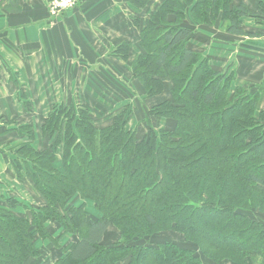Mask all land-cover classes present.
I'll return each instance as SVG.
<instances>
[{
    "label": "trees",
    "instance_id": "obj_1",
    "mask_svg": "<svg viewBox=\"0 0 264 264\" xmlns=\"http://www.w3.org/2000/svg\"><path fill=\"white\" fill-rule=\"evenodd\" d=\"M185 1L189 5L194 0ZM218 2L196 0L193 14L202 20L210 18L219 4L229 3ZM175 4L180 3L170 0V12ZM242 5L229 13L231 32H242L240 19L247 14ZM155 22L142 31L144 48ZM192 33L189 26L167 32L165 43L152 42L157 54L148 58L147 71L140 72L143 54L133 65L136 77L143 75L149 83L153 63L160 68L169 63L170 72L181 78L174 80L177 83L190 78L192 91L173 90L171 98L152 108L159 117L174 118V128L150 127L141 137L127 128L126 111L104 124L88 105L64 103H55L42 125L43 133L54 139L52 145L36 148L32 126L20 127L29 141L18 147L14 165L19 178L25 168L41 204L23 205L9 199V207L0 205V264H26L30 258H39V239L60 249L49 264H121L127 259L128 264H204L199 251L213 255L228 246L241 257L246 253L264 256V223H250L254 219L249 214L264 212V140L260 141L261 136L249 139L246 129L252 122L259 123L260 115L254 118L251 113L259 100L227 103L228 92L222 100L218 89L227 74L213 71L207 59L200 62L201 55L186 46ZM128 46L120 45L117 51L128 57ZM194 63L197 66L192 67ZM167 79H154L148 96L161 93ZM249 105L252 109L246 110ZM214 106L220 108L212 112ZM76 197L84 202L75 205L72 198ZM85 200L101 211L99 218L89 215ZM17 204L24 207V214L15 211ZM111 226L120 231L121 241L105 245ZM59 229L62 232L53 237ZM162 232L182 234L195 247L170 240L133 243ZM65 234L71 238L61 246Z\"/></svg>",
    "mask_w": 264,
    "mask_h": 264
},
{
    "label": "crops",
    "instance_id": "obj_2",
    "mask_svg": "<svg viewBox=\"0 0 264 264\" xmlns=\"http://www.w3.org/2000/svg\"><path fill=\"white\" fill-rule=\"evenodd\" d=\"M195 1L188 5L185 0H177L180 4H175V11L170 12V0H83L62 15L52 16L49 0H0V205L8 206L9 199L15 202L27 199V192L37 200L25 168L19 178L14 160L18 147L29 141L27 133L20 128L22 125L32 126L33 144L37 148V112H41L43 104L89 106L97 103L99 107L106 106L107 115L114 112V116L116 112L137 107L138 91L143 92L141 102L146 104H152L154 96L166 92L169 63L151 72L156 73L160 68L159 75H149L151 84H155L154 79L164 77L162 73L168 78L164 81V90L153 96L146 94L147 79L143 78L144 84L140 82L133 65L143 54L140 72L147 71L148 58L152 60L153 54H157L152 50V42L160 39L165 43L166 33L182 18L188 21L191 17L194 26L186 46L210 56L208 65L212 70L232 69L237 87L263 85L259 104L264 110V0L221 3L229 11L243 4L242 10L247 14L240 19L241 33L228 29L229 18L222 31L214 24L219 25L223 19L211 22L196 17ZM154 21L156 28L148 47L144 48L142 31ZM123 44L129 45L128 57L117 51ZM113 116L99 121H110ZM134 117L136 127L139 118ZM136 132L139 136L145 134ZM17 183L23 191L14 186ZM15 211L26 212L21 204H17ZM66 235L69 234L63 237ZM68 241L60 240V245ZM52 246L55 254L48 255L46 264L60 253V249ZM40 257L30 258L26 264H39Z\"/></svg>",
    "mask_w": 264,
    "mask_h": 264
},
{
    "label": "rangeland",
    "instance_id": "obj_3",
    "mask_svg": "<svg viewBox=\"0 0 264 264\" xmlns=\"http://www.w3.org/2000/svg\"><path fill=\"white\" fill-rule=\"evenodd\" d=\"M223 1L224 0H220V2H218V4L223 2ZM229 13H230V11L228 10L227 7L223 8L222 5L219 4L217 6L215 12H213V14L210 15V18L206 17V20L214 22L216 20L217 21L220 20V18L223 19V20L219 21V25L214 24V27H217L218 29L225 31V28H226L225 22H226V18L229 17ZM188 18H189L188 21H186L187 18L186 19L182 18L180 20V22L178 23L177 27H171V31L174 30L175 28H179L182 26H189L190 28H194V26L192 25L193 22H192L191 17H188ZM195 28H199V27L195 26ZM198 54L201 55V57L203 58L200 62H202L204 59H207L209 62L210 56L207 57L206 55H203V53H198ZM172 63H176V61H172ZM193 66H197V64L194 63V64H192V67ZM156 67H157V65L155 63H153V66L151 68L149 67L150 71L147 74L148 77H149V75H155V76L159 75L162 72V70L160 68H157L158 72L151 73ZM213 71H217V70H213ZM226 71H221L222 74H227V77L221 84V90H220V88L218 89L219 97L221 96L222 100H223L224 93L228 92L225 94L227 96V99H228L227 103L239 101L240 99H242V100L244 99L243 102H248L249 104L253 100H256V101L259 100L260 101V95H261V92H263V89H262L263 85L251 86V87H245V86L237 87V85H235V74L232 71V69H228V73H226ZM162 75L166 76L167 74L162 73ZM179 75H181V74H179ZM140 77L138 78V80L143 83V75L141 78ZM168 77H169V79L167 82L166 92H164L162 94V96H157V95L154 96L152 104H146V102H144V101L141 102L142 101L141 95L143 94V92L142 91L137 92V97L139 100L137 107L131 111L125 109L126 110L125 116L130 119L129 120L130 124L129 125L127 124L128 129H132L133 131H140L141 133L142 132L148 133L150 127L156 128V129H158V128H169V129L174 128V126L176 124V120L174 118L173 119H166L163 117H159L154 113V111H152V108L154 105L159 104L161 101L171 98L173 96L172 95L173 90L174 91L177 90V91H179V93H181L183 91H187V90L192 91L194 85L189 84L190 78H187L182 84L175 82L174 81L175 79H181V78H180V76H178L177 74H175L173 72L168 71ZM149 78H151V77H149ZM194 81H196V80H194ZM144 85H145V89H146V94L148 95L147 89L150 88L151 83H149L148 81L145 80ZM233 90H234V92L230 93ZM185 95L186 94H184V96ZM184 96H179L180 97L179 99H181V97H182L183 100L187 99L188 101H190V99H188L186 97L184 98ZM39 98L41 99V96H39ZM183 100H181L180 105L182 107H185V103H183ZM221 102L223 103V101H221ZM54 104L53 103L46 104V105L43 104L40 107L41 112H37V126H36V128H37V148H39V149H44V148L52 145V143L54 142V139L48 138L42 131V125L44 123V118L49 114V112H50V110ZM96 104L89 105L90 106L89 108H90L92 115L97 118V121L99 123H104V124L108 123L109 121L105 120L106 121L105 122V121H99V120H104V119H107V118L113 116L114 112L111 115H107L106 106L99 107ZM225 104L226 103H224L222 105H225ZM75 106H78V105H75ZM219 108H220V106H214L210 110H212V112L213 111L216 112V110H218ZM250 109H252L251 105H249L246 108V110H250ZM104 110L106 113H103ZM262 110L263 109L260 108V104H259L256 107V109H253V112H251L254 118H258L260 115V119L258 120L259 123L257 126L255 125L256 124L255 122H252L249 125H246V129H247L249 139L255 140L261 136L260 141L264 140V112H262V113L260 112ZM116 114H117V112H116ZM115 115L113 117H115ZM200 115L201 116L204 115L203 110L200 111ZM134 116H137L139 118V122H138L136 127L133 126L135 124V121H136L135 120L136 118ZM248 126H250V127H248ZM137 135H139V134L137 133ZM140 136L142 137L143 135H140ZM261 145H263V143ZM62 153H63L62 148H60L59 153H58V159L56 162V165H58V166H60L62 163ZM14 186L17 187V189L19 188L22 191L24 190V188L22 186H20V183H17ZM11 188H13V187H11ZM13 189L16 190L15 188H13ZM26 195H27L26 196L27 199H29V200L23 199V198L18 200L23 205L39 206L41 204V201L38 198V195H37V200H35L34 195H33V197L30 198L31 194H29L28 192L26 193ZM72 200H73L72 203H74L75 205H81L84 202L79 198H72ZM246 208L249 210H252V207H250V206H246ZM85 209L88 211L89 215L92 218H99L102 215L101 211L98 210L97 207H95V204L92 201L85 200ZM249 214L253 215L251 217L254 219V220H250V223H254L255 225L264 223V212L253 211V212H250ZM61 232L62 231H60V229L56 230L53 237L58 236ZM162 234L167 236L166 239H163L161 237ZM105 239L106 240H104V241L107 243V244L104 243L105 245L114 244L118 240L121 241L120 231L117 229V227L111 226L109 228L107 234H106ZM223 239L224 238H222V240ZM61 240H62V243L63 242L65 243L67 240H70V237H69V235H66ZM164 240H170V241L176 242V243H178L184 247H187V248L188 247L189 248L195 247L194 242L188 238L186 239V237L184 235L178 234V233L174 234L172 232H166V233L162 232V233H159V234L151 236V237L147 236L144 239H136L133 241V243L151 244V243H154L156 241H164ZM219 241H221V240H219ZM37 244L39 245L38 247L40 248V250L42 252L41 257L38 260V262H39V264H46V262L48 260L47 259L48 255L55 254L53 251L52 243H51V241H46V240L41 241L39 239L37 241ZM232 249H233L232 246H228V247H226V249L224 251H222V252L218 251L216 254L212 253L213 255H210L208 253H201L199 250L198 251L203 256L204 264H264L263 254L261 256H257V255L254 256L252 254L250 255L249 253H246V254H243L244 256L241 257L240 253L234 252V251H232ZM124 261H126V263L128 264L129 259H128V261L127 260H124ZM124 261H122L121 264H124Z\"/></svg>",
    "mask_w": 264,
    "mask_h": 264
},
{
    "label": "built area",
    "instance_id": "obj_4",
    "mask_svg": "<svg viewBox=\"0 0 264 264\" xmlns=\"http://www.w3.org/2000/svg\"><path fill=\"white\" fill-rule=\"evenodd\" d=\"M83 0H49V10L52 16H60L61 14L69 11Z\"/></svg>",
    "mask_w": 264,
    "mask_h": 264
}]
</instances>
